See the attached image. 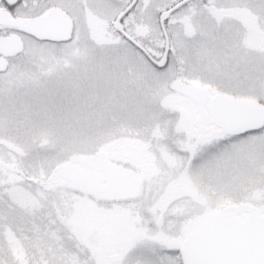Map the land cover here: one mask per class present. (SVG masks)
<instances>
[{"label": "snow or ice", "instance_id": "6c2138e0", "mask_svg": "<svg viewBox=\"0 0 264 264\" xmlns=\"http://www.w3.org/2000/svg\"><path fill=\"white\" fill-rule=\"evenodd\" d=\"M0 264H264V0H0Z\"/></svg>", "mask_w": 264, "mask_h": 264}]
</instances>
